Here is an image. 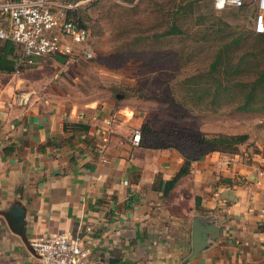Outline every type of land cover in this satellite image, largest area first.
I'll return each mask as SVG.
<instances>
[{
  "label": "crops",
  "instance_id": "obj_1",
  "mask_svg": "<svg viewBox=\"0 0 264 264\" xmlns=\"http://www.w3.org/2000/svg\"><path fill=\"white\" fill-rule=\"evenodd\" d=\"M241 9L252 31L253 6ZM49 98L0 109V264H36L29 241L77 229L90 264H264L261 161L209 153L164 196L182 164L176 152L133 146V124L111 101ZM195 222L212 234L200 249Z\"/></svg>",
  "mask_w": 264,
  "mask_h": 264
},
{
  "label": "rangeland",
  "instance_id": "obj_2",
  "mask_svg": "<svg viewBox=\"0 0 264 264\" xmlns=\"http://www.w3.org/2000/svg\"><path fill=\"white\" fill-rule=\"evenodd\" d=\"M79 1L93 57L40 59L0 76L2 97L23 91L30 101L52 95L84 108L111 101L146 145L177 153L199 135L239 136L228 156L264 165V41L251 31V12H216L210 0Z\"/></svg>",
  "mask_w": 264,
  "mask_h": 264
},
{
  "label": "built area",
  "instance_id": "obj_3",
  "mask_svg": "<svg viewBox=\"0 0 264 264\" xmlns=\"http://www.w3.org/2000/svg\"><path fill=\"white\" fill-rule=\"evenodd\" d=\"M81 4L63 0H0V42H9L17 50L14 73H19L20 68L35 66L40 59L58 58L67 65L69 61L93 57L88 30L69 15ZM211 5L216 12L252 5V32L264 34V0H211ZM2 96L0 89V109L9 105L26 107L30 102V93L23 91H16L8 101ZM140 141V130L135 128L130 143L138 146ZM102 150L99 147L98 154L101 155ZM258 218L264 223V192ZM28 249L36 264H90V249L85 246L80 229L35 238L29 241Z\"/></svg>",
  "mask_w": 264,
  "mask_h": 264
},
{
  "label": "trees",
  "instance_id": "obj_4",
  "mask_svg": "<svg viewBox=\"0 0 264 264\" xmlns=\"http://www.w3.org/2000/svg\"><path fill=\"white\" fill-rule=\"evenodd\" d=\"M67 3L74 4L77 2H80L79 0H63ZM123 3L127 4H133L135 0H120ZM93 3L87 5V7H91ZM83 6V5H82ZM80 10L81 6L71 12L69 15L77 22V24L85 29L86 26L84 24V21L82 19V16H80ZM168 34H173V32H169ZM256 39L262 38V41H264V34L262 35H255ZM16 48L10 44L9 42H0V74H12L14 73V63H15V56H16ZM219 56L215 59V61L210 64V69H214L219 64ZM25 68L18 69V72L21 73L24 71ZM257 83L261 85L264 83V71H262V74L259 76ZM251 95V92L246 94L245 102L247 103V100L249 96ZM141 133V131H140ZM198 137V143L197 145L194 143H185L182 144V147H184L187 150L190 151H184L181 149V145L178 148H175L179 156L182 158V164L176 174L169 180L166 181L163 185V195L166 196L177 184L178 180L184 176H186L189 172L190 164L194 161L199 160L200 158L204 157L205 155L209 153H219L223 155H237V148L238 145L241 142V137L239 136H223V135H216L211 137H206L205 135H199ZM153 149H168L169 147L159 145V146H149ZM196 148V149H192Z\"/></svg>",
  "mask_w": 264,
  "mask_h": 264
},
{
  "label": "water",
  "instance_id": "obj_5",
  "mask_svg": "<svg viewBox=\"0 0 264 264\" xmlns=\"http://www.w3.org/2000/svg\"><path fill=\"white\" fill-rule=\"evenodd\" d=\"M116 99H119L118 96H116ZM14 211V210H13ZM12 213H15L12 212ZM14 221H15V225L18 227L19 226V222H20V218L17 216V213L14 215ZM194 227H193V249H200L204 243H205V238L208 234L212 235L211 232L209 230H207L206 228L203 227V229L197 225V223H194Z\"/></svg>",
  "mask_w": 264,
  "mask_h": 264
}]
</instances>
